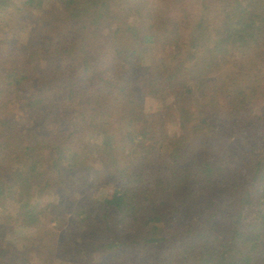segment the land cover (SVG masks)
<instances>
[{"label":"trees","instance_id":"16d2710c","mask_svg":"<svg viewBox=\"0 0 264 264\" xmlns=\"http://www.w3.org/2000/svg\"><path fill=\"white\" fill-rule=\"evenodd\" d=\"M27 1L30 5L35 0ZM114 1L58 0L62 8L52 13L51 23L65 22L64 42L58 43L57 37L55 43L44 45L26 38L8 49L0 41V52L13 55L6 69L0 63V204L13 199L19 204L22 225L38 226L44 212L60 209L62 202L42 204L48 179L39 175L40 166L45 164L51 175L78 174L79 159L97 141L107 158V171L122 185L97 199V235L91 225L87 227L85 233L93 235L89 239L92 247L83 254L115 256L122 248L152 249L178 242L182 264H264V147L240 148L239 153L231 151L230 157L219 151L211 158L207 149L205 155L198 156L195 152L199 147L186 154V132L169 136L163 124L154 128L138 109L139 91L129 92L122 79L116 86L96 71L100 65H94L98 54L113 59L123 54L132 67L135 49L124 48L119 42L126 37L135 45L156 46L153 56L165 70L166 79L159 83L158 74L149 79L145 87L148 94L176 89L181 66L189 59L197 72L188 91L196 90L215 106H220L217 96H223L224 106L231 112L252 107L260 97L264 71V0H202L204 9L225 12L221 26L214 29L212 43L203 51L198 50L199 41L213 34L204 15L191 28L189 20L195 15L185 9H169L158 31L154 25L148 31L128 23L122 28ZM7 2L0 0V5ZM141 2L131 0L128 11L138 9ZM106 28L112 41L107 53L103 44L98 50L90 42L98 40L95 32L100 34ZM1 31L0 36L5 33ZM230 60L233 74L206 80L220 61ZM82 78L89 86L85 90L79 88ZM113 86L121 92V100L117 99L123 107L120 119L133 125L132 129L116 126L114 131L111 118L104 116ZM176 90L180 100L185 92ZM199 125L194 124V131ZM152 140H160L162 146L157 148ZM161 147L167 150V161L152 172L151 156ZM67 155L77 161L65 165ZM76 216L87 224L94 217L87 208L79 209ZM183 218L190 221L183 223ZM54 219L61 223V218ZM4 229L0 226V232ZM4 238L0 239V256L8 250L9 242L1 241ZM115 260L120 261V257L115 256Z\"/></svg>","mask_w":264,"mask_h":264},{"label":"rangeland","instance_id":"374dc122","mask_svg":"<svg viewBox=\"0 0 264 264\" xmlns=\"http://www.w3.org/2000/svg\"><path fill=\"white\" fill-rule=\"evenodd\" d=\"M130 1H114L117 4L114 10L117 11L120 17L117 23L122 28L128 23L148 31L149 27L154 25V30L158 31L162 17L166 15L165 12L169 9H177V11L185 9L192 16L195 15L194 18L196 17V19L190 17L189 20L191 28L197 22V18L204 15L207 20L206 23H210L212 26L213 34H211V37H206L205 40L199 41L198 50L200 51H203L207 45L212 43L217 32L214 29L221 26L225 16V12L222 10L215 11L213 10L214 7L209 10L204 9L202 0H142L138 9H135V7V10L128 11V6L131 4ZM61 8L62 5L58 0H35L30 5L27 0H8L7 4L0 5V31H5V33L1 34L0 41L5 42L4 47L8 49L26 38L29 41L34 39L41 41L44 45H47L49 41L55 43L57 37L58 43L64 42L65 38H67L65 36L68 30L65 22L51 23L52 13ZM154 12H157L158 15H153ZM185 26L184 28L191 32L192 29L187 28V25ZM114 27L115 25L112 24L111 31H113ZM107 30V28L102 29L100 34L95 32L98 37L94 38H98V40L96 42L90 41L97 47L96 49L103 44L106 49L104 50L105 53L112 49L110 46L112 41L106 36V33L109 34L110 29ZM206 32L208 33L209 31ZM45 35V39H40ZM119 42L124 48L135 49V59L132 61L135 64L130 67V64L128 65L124 60L125 55L123 54L114 59V56L98 54L95 56L94 61L96 62L94 65L96 67L100 65V67L96 68V71L108 76L110 82L115 85L117 84L115 83L116 81L121 83L120 79L126 81L122 84L129 92L139 91L140 105L138 109L147 119L153 122L152 126L154 128L163 124L169 136L186 132L187 138L184 139V143H186L188 148L187 150L184 149L186 154L199 147V150L195 152L198 156L205 155L207 149V152L212 153L211 158L215 157L219 151L223 152V155L230 157L231 151L239 153L240 151L238 150L240 148L249 151L252 147L259 149L264 147V71L260 79V97L256 99V104L249 108L240 107L239 110L231 112L228 108H225L224 104L226 102L222 98L223 96H217L220 106H215L211 100L205 99L196 90L188 91L195 81L194 74L197 72V69L193 68L192 61L189 59H185L186 61L181 66L182 72L178 76L179 79H177L180 84L176 86V89H183L185 92L180 100L176 98V91L178 90L173 88L165 89L159 95L148 94L145 87L149 79L157 74L161 79L159 83L164 82V79H166L165 70L160 69V66L158 67L159 64L153 56L156 46L143 44L142 42H138L135 45L132 40L126 37L120 39ZM108 48L110 49L108 50ZM98 50H101V48ZM111 55L114 54L111 52ZM12 58V53L3 55L0 52V63L4 69L11 64ZM231 62L233 61L230 60L229 63L220 61V64L206 75V80L214 81L215 79L229 77V75L233 74L232 71L234 69V65ZM78 70L79 67L75 69V73ZM166 85L168 84L166 83ZM116 86L119 85L117 84ZM88 87V83L85 80L79 86V88L84 90ZM142 87L144 88L141 89ZM111 89L113 92L106 104V108L109 111L105 112L104 116L111 118L110 120L113 122L111 129L114 131L116 126H121L125 129L130 127L132 129L133 125H128L126 121L120 119V111L123 107L120 101L117 103V99L121 100L119 88L113 86ZM156 120L157 123H154ZM195 123L200 125L194 131ZM159 136L161 138V134ZM206 138V146H204L202 143ZM152 142L153 145H157V148L162 146L160 140H152ZM94 143V146L85 152L83 158L78 161L81 173L71 174V172H66L63 174L60 172L51 175L45 164L40 166L38 169L39 175L48 179L47 190L41 199L42 204L55 203L60 199L62 202L59 205L60 209L51 208V212L46 210L44 215L41 216L42 222L38 226L25 227L22 225L18 219L19 204L13 199L7 200L4 205L0 204V226L6 228L0 232V239L5 237L1 241L9 242L8 250L3 256H0V264H16L17 262L26 264H108L111 261L112 264L184 263V260L182 261L183 254H180L181 250L177 249L178 242H167L152 249L122 248L121 252L115 255L120 257V261H116L115 256L110 253L105 256L83 254V252L88 251L92 247V243L89 240L93 236L92 233L97 235L96 231L100 222L99 214L95 211L97 199H101L103 194L112 193L115 188L122 185V181L118 180L115 174L107 171L105 165L107 158L96 146L99 142L95 141ZM74 148L76 150L79 149L78 146H74ZM163 149V147L159 148L151 156L150 170L152 172L159 170L157 168H161L162 163L167 161V150ZM64 160L65 165L77 161L74 156L70 155H67ZM96 175L99 177L98 180L95 179ZM85 178L88 184H85ZM96 183L97 185L95 186ZM42 185H45V183H42ZM59 185H61V188H58ZM99 191H101L100 194L98 193ZM81 208L93 211L94 217L89 221L90 223H81L79 221L76 213ZM54 217L61 218V223L55 220ZM183 219V223L190 221L189 219ZM89 226L92 229L94 228L91 235L85 233ZM122 230L125 231L123 228ZM81 237H84V239ZM107 238L108 236L105 239ZM66 250L69 251L70 257H65Z\"/></svg>","mask_w":264,"mask_h":264}]
</instances>
